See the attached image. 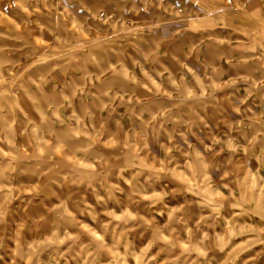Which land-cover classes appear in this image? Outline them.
I'll use <instances>...</instances> for the list:
<instances>
[{
	"label": "rangeland",
	"instance_id": "rangeland-1",
	"mask_svg": "<svg viewBox=\"0 0 264 264\" xmlns=\"http://www.w3.org/2000/svg\"><path fill=\"white\" fill-rule=\"evenodd\" d=\"M0 264H264V0H0Z\"/></svg>",
	"mask_w": 264,
	"mask_h": 264
}]
</instances>
